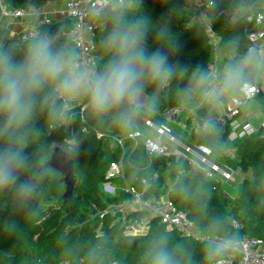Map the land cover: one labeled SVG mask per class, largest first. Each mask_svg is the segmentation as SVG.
<instances>
[{
	"label": "clouds",
	"instance_id": "9594fccd",
	"mask_svg": "<svg viewBox=\"0 0 264 264\" xmlns=\"http://www.w3.org/2000/svg\"><path fill=\"white\" fill-rule=\"evenodd\" d=\"M142 3L90 0L84 9L87 22L79 24L75 37L66 35L76 31L75 20L61 21L55 31L36 26L21 39L10 32L0 35V210L13 208L25 220L35 218L44 183L56 167L52 159L63 162L81 152V141L69 136L55 148L45 142L41 160H34L28 148L39 132L34 121L41 113L70 123L75 106L84 104L92 118L133 132L142 113L158 110L160 93L174 81H184L176 89L177 100L198 105L203 111L201 130L219 136L217 116L226 103L238 99L247 106L254 99L250 94L264 89V42H252L236 30L250 16L264 14V0H186L183 7L173 4L157 24L141 13ZM30 8L40 15L35 5ZM220 16L225 17L228 32L219 63L211 57L206 65L170 61V51L180 47L170 27L175 18L215 32L213 24ZM80 39L96 44L97 53L92 54L96 58L87 65L83 62L87 57L82 58L76 47ZM69 165L62 164L61 171H70ZM176 192L191 201L186 183H178ZM3 231L12 237L23 233L11 219L4 222ZM173 231L167 226L149 229L140 264H199L187 244L174 240ZM205 231L208 238L202 249L207 264H230L242 246L240 231L228 228L219 215L208 218ZM88 255H95V247Z\"/></svg>",
	"mask_w": 264,
	"mask_h": 264
},
{
	"label": "trees",
	"instance_id": "16d2710c",
	"mask_svg": "<svg viewBox=\"0 0 264 264\" xmlns=\"http://www.w3.org/2000/svg\"><path fill=\"white\" fill-rule=\"evenodd\" d=\"M47 1L49 0H7L12 8H23L28 5L39 7ZM185 3L186 0L168 2L143 0L140 11L147 14L153 24H157L169 13L173 4L183 7ZM60 22L57 21L47 28L55 31ZM170 27L180 44L177 50L170 51L171 62L195 66L206 65L210 57L214 61L213 44L207 29L201 31L196 26L190 27L185 19L180 17L175 18ZM213 29L218 38L221 60L222 39L228 32L225 17L220 16L213 24ZM246 29L264 32V20L258 27L246 22L236 30L246 35ZM154 40L155 30H152L147 40L150 50H153ZM183 84L184 81H174L165 94L160 93L158 109L183 105L197 108L198 105L189 106L177 100L176 89ZM196 114L198 127L190 132L189 141L197 146L210 148L213 155L222 158L229 135L228 122L217 116L221 134L211 136L201 130L200 119L203 111L198 108ZM55 122L57 120L49 119L46 112L37 116L34 124L39 132L28 151L34 160L39 161L43 156L45 142L53 147L55 143H60L69 136L81 141L79 156L71 158L75 176L71 203L64 204L62 199L64 179L54 171L44 183V194L36 205L39 214L35 218L25 220L22 214L16 213L13 208L0 210V264H140L141 253L151 233L125 235L119 222L111 225L117 217L111 214L103 218L99 216V212L104 211L108 205L128 196L124 192L111 196L103 191V184L108 181L106 172L110 164L122 158L125 163V184L136 188L146 198L159 197L167 178L174 181L170 200L178 210L196 223L202 234L207 235L205 226L208 218L219 215L227 221L228 228L240 231L242 240L254 238L264 242V127L235 142L234 159L223 158L232 170L244 174L251 173V178H245L238 187L236 196L229 199L225 195L222 183L206 180L199 170L191 169L183 159L156 157L150 160L142 136L136 140L129 139L130 132L120 131L104 121L92 118L84 104L74 109L69 125L71 134L64 132L63 129L52 130L51 126ZM114 137L124 138L125 152L115 146L112 147ZM50 157L49 154L48 158ZM155 173L159 174L156 180L152 179ZM143 180L149 185L146 190ZM112 181L119 187L124 185L123 179ZM181 182L191 188V201L177 194L176 185ZM10 219L15 220L23 229L19 237L4 233V222ZM232 221L240 227L235 228ZM163 226L165 225L159 220H155L150 223L149 229L155 232ZM173 238L187 244L193 250L194 258L199 264H207L204 260L202 242L181 237L175 230ZM93 247L95 255L90 257L88 251Z\"/></svg>",
	"mask_w": 264,
	"mask_h": 264
},
{
	"label": "built area",
	"instance_id": "2783aa9c",
	"mask_svg": "<svg viewBox=\"0 0 264 264\" xmlns=\"http://www.w3.org/2000/svg\"><path fill=\"white\" fill-rule=\"evenodd\" d=\"M90 0H69L66 4H59L58 1H47L42 6H36L40 10V15L37 16L30 5L23 8H12L7 0H0V28L4 21H22L28 16H33L32 20L25 22L20 32V39L25 37L30 30L36 26L49 27L57 21L75 20L77 21V28L75 32L67 33L69 37H75L79 33V24L86 23L87 17L84 15V9ZM202 10V9H199ZM264 20V15H256L254 18L249 17L248 23L254 24L258 27ZM211 37L214 52V62L219 63V47L218 38L215 33L207 29ZM246 36L252 42H262L264 39L263 31H252L246 29ZM76 47L80 49L81 57H87L83 62L87 65L92 59L96 58L92 54H96V44L94 40H77L75 41ZM168 88L161 93L165 94ZM259 93V92H258ZM257 93H251L253 97ZM83 105V104H82ZM86 107V105H85ZM241 101L238 99H231L229 101L225 119L228 122L229 135L227 141L235 144L245 136L254 133V129L249 126H241L237 118L241 112ZM199 106L196 108L198 109ZM196 109L188 106L171 107L167 106L158 112H152L153 115L161 116L164 120L171 122L174 119L186 116L192 118L194 121L197 119ZM70 123L55 122L51 128L52 130L63 129L64 132L71 134L69 128ZM139 126L147 131L144 146L146 153L150 160L156 157H174L176 159H183L188 162L192 169L199 170L206 180L216 181L221 183H232L235 181V172L226 163L220 162L212 155L210 148L205 146H196L186 144L179 140L174 135L172 130L165 123H156L153 118L143 117L139 121ZM264 127V126H263ZM140 131L130 132L128 138L136 140L142 136ZM125 140L121 137L113 138V146L121 148L125 152ZM53 146H57L56 143ZM224 155L229 159H234L236 156V148L232 147L224 150ZM125 163L124 159L110 164L106 178L108 181L103 184V191L107 195L114 196L119 192H124L128 196L126 199L120 200L117 203L110 204L104 210L99 212L100 218L107 214L117 217L116 221L111 225L114 226L116 222L120 226L125 235H143L146 234L150 228V223L159 220L165 226L175 230L181 237L192 238L197 242H202L208 238V235L202 234L195 222L190 220L187 215L178 210L174 203L170 200L169 192L172 189V184L168 183V189L159 198L144 197V194L134 187L125 184ZM159 178V174L153 175L154 180ZM123 179L124 185L118 187L112 180ZM145 190L149 188L146 180H143ZM135 213L138 215L136 216ZM133 214V215H132ZM132 215V216H131ZM235 228L240 226L232 221ZM117 264V263H113ZM230 264H264V242L254 238H245L242 240V246L237 253L231 258Z\"/></svg>",
	"mask_w": 264,
	"mask_h": 264
},
{
	"label": "crops",
	"instance_id": "0c3cea01",
	"mask_svg": "<svg viewBox=\"0 0 264 264\" xmlns=\"http://www.w3.org/2000/svg\"><path fill=\"white\" fill-rule=\"evenodd\" d=\"M68 1L69 0H58V3L64 5ZM32 18H33V16H28L26 19H24L22 21H13V20H6V21H4L3 24H2V26H1V28H0V35H4V34L10 32L15 38L20 39L19 35H20V32H21V30L23 28V24L25 22H28V21L32 20ZM262 42H264V39L262 40ZM228 104H229V101L226 103V106L218 114V116L221 119L226 120L225 119V115H226V112H227ZM79 105H82V104H78L76 106H79ZM158 111H160V109H158L156 112H158ZM196 112H197V109H196ZM143 117L153 118L156 123H165V124H167V126L171 130H172L171 125H173V126L174 125L181 126L182 127L183 140H184L182 142H184L186 144L195 145V144H193L192 142L189 141L188 136H189V134H190L191 131H193L194 129H196L198 127L197 119H195L193 121L192 118H189V117H186V116H182L181 118H177V120L174 119L173 121L168 122V121L164 120L161 116L153 115L152 112L142 113L141 116H140V119L143 118ZM157 117H160L161 119H158ZM140 119H139V121H140ZM237 120L241 124V126H249V127H252L254 129V132H256L258 129H260L261 127L264 126V89H261L259 91V93H257L254 96V99L247 106H243L241 108V112H240ZM136 130L137 131H140L142 134H144L143 135V139L145 141V137H146L147 131L145 129H143V127H141V126H138ZM142 130L144 131V133L142 132ZM172 132L174 133V135H176L179 138V135L178 134H176L173 130H172ZM232 147L235 148V144H232V143H230V142L227 141V144L225 145V147L223 149V152H222V155H221L222 158H218V157H216L213 154L212 155L218 161L225 163L224 160H223V158L225 159L227 157L224 155V153H225L224 150H226L227 148H230L231 149ZM234 172H235V175H234L235 181L232 182V183H222L223 184V189H224V185L225 184H229L231 186L232 185H236V187L237 186L239 187L240 184L242 183V181L245 178H251V173L250 172L247 173V174L241 173L240 171H234ZM182 174H184V172H182ZM242 175L244 176V178H243ZM169 182L172 184V187H173L174 181L169 180L167 178L166 181H165V184H164L163 192H162V194L159 197H161L166 192V190L168 189V183ZM116 186H118V185H116ZM171 190H170V192H171ZM170 192H169V196H170ZM224 192H225V190H224ZM225 195H226V197L229 198V196H228L227 193H225ZM235 196H233V197H231L229 199H233ZM151 197H153V196H151ZM154 197H156V196H154ZM159 197H156V198H159Z\"/></svg>",
	"mask_w": 264,
	"mask_h": 264
},
{
	"label": "water",
	"instance_id": "95a60500",
	"mask_svg": "<svg viewBox=\"0 0 264 264\" xmlns=\"http://www.w3.org/2000/svg\"><path fill=\"white\" fill-rule=\"evenodd\" d=\"M55 148V147H54ZM52 159V157H50ZM53 165H56L55 168H53V171L56 173L60 174L63 179H64V192L62 195V199L64 200V204H69L71 203L72 195H73V190L75 186V176H74V168L73 164L71 162V159L65 160V161H60L59 159H52ZM69 165L70 171H61V165Z\"/></svg>",
	"mask_w": 264,
	"mask_h": 264
},
{
	"label": "rangeland",
	"instance_id": "374dc122",
	"mask_svg": "<svg viewBox=\"0 0 264 264\" xmlns=\"http://www.w3.org/2000/svg\"><path fill=\"white\" fill-rule=\"evenodd\" d=\"M158 119H161L160 117H157ZM172 127V130L179 135V139L181 141H184L183 140V135H182V127L181 126H176V125H171ZM142 132L144 133V131L142 130ZM60 143H56V145L58 146ZM55 145V144H54ZM55 146H53L54 148ZM54 172V171H53ZM243 176V175H242ZM244 178V176H243ZM224 190H225V193L228 194L229 198L235 196L238 192V186L236 187V185H229V184H225L224 185Z\"/></svg>",
	"mask_w": 264,
	"mask_h": 264
}]
</instances>
